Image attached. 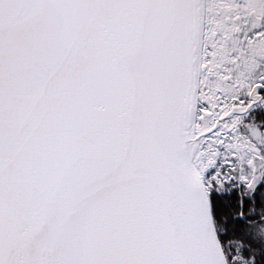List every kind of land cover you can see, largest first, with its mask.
I'll use <instances>...</instances> for the list:
<instances>
[{"label":"snow or ice","instance_id":"snow-or-ice-1","mask_svg":"<svg viewBox=\"0 0 264 264\" xmlns=\"http://www.w3.org/2000/svg\"><path fill=\"white\" fill-rule=\"evenodd\" d=\"M0 264H264V0H0Z\"/></svg>","mask_w":264,"mask_h":264}]
</instances>
